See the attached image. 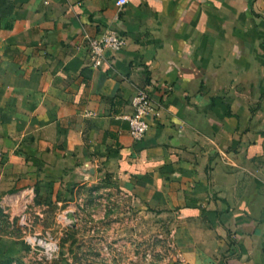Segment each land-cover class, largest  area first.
<instances>
[{"label":"crops","instance_id":"obj_1","mask_svg":"<svg viewBox=\"0 0 264 264\" xmlns=\"http://www.w3.org/2000/svg\"><path fill=\"white\" fill-rule=\"evenodd\" d=\"M98 174L173 217L178 264H264V0H0V205Z\"/></svg>","mask_w":264,"mask_h":264},{"label":"rangeland","instance_id":"obj_2","mask_svg":"<svg viewBox=\"0 0 264 264\" xmlns=\"http://www.w3.org/2000/svg\"><path fill=\"white\" fill-rule=\"evenodd\" d=\"M7 209L0 205V264H178L180 258L173 217L134 203L115 174L67 183L55 201Z\"/></svg>","mask_w":264,"mask_h":264},{"label":"built area","instance_id":"obj_3","mask_svg":"<svg viewBox=\"0 0 264 264\" xmlns=\"http://www.w3.org/2000/svg\"><path fill=\"white\" fill-rule=\"evenodd\" d=\"M127 0H118V4H123ZM125 44L124 36L117 30L110 28L107 29L101 37H92L88 39V51L95 66H100L105 60L107 51L117 52ZM134 107L133 114L122 113L119 117L126 119L129 122V132L134 139H141L145 136L149 129L146 115L152 109V101L145 91H139L131 100ZM49 250L53 251V246L48 245Z\"/></svg>","mask_w":264,"mask_h":264}]
</instances>
